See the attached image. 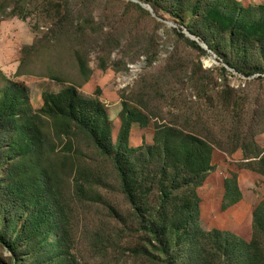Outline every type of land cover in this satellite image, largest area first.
<instances>
[{"label": "rangeland", "instance_id": "obj_1", "mask_svg": "<svg viewBox=\"0 0 264 264\" xmlns=\"http://www.w3.org/2000/svg\"><path fill=\"white\" fill-rule=\"evenodd\" d=\"M153 1L161 17L141 0H0V115L16 99L18 117L34 119L30 132L11 133L17 158L5 143L0 196L29 205L53 193L63 209L60 234L33 235V207L8 213L0 197V233L16 243L0 241V264H167L112 160L54 107L60 93L101 113L147 222L164 226L159 240L181 230L186 203L198 204L171 264H264V211L254 227L264 202V0H213L196 16L198 0ZM124 103L134 120L120 146ZM192 137L211 149L193 151ZM176 167L181 178L207 175L164 204Z\"/></svg>", "mask_w": 264, "mask_h": 264}, {"label": "trees", "instance_id": "obj_2", "mask_svg": "<svg viewBox=\"0 0 264 264\" xmlns=\"http://www.w3.org/2000/svg\"><path fill=\"white\" fill-rule=\"evenodd\" d=\"M144 3L150 5L155 13L158 16H162L160 14L161 8L153 0H141ZM213 0H198L194 3L193 6V15L196 16V14H199L201 12V8H203V11L207 10V7L211 4ZM182 24V23H181ZM191 32L194 35H197L196 31L192 28ZM189 29V30H190ZM195 44V42H194ZM209 47L214 49L213 43H209ZM228 65L232 66V63L227 60L226 61ZM222 70L227 71L225 67H222ZM52 102L54 103V107H57L60 112H64V110L67 108V111L69 110V116L68 120L69 123L72 125H75L81 132H84L89 139L94 143V147L100 151H102L108 158H110L114 164L115 169L118 171V174L120 176V179L122 181V185L124 187V191L129 198L130 203L133 206V209L135 210V213L139 217V221L141 222V225L144 226L145 230L150 233L151 237L156 239L157 241V247L160 251V254L165 259V262L167 264H171L169 257L174 253L175 255H180L183 251V245L184 242L190 238L191 232L189 231L190 227H193V223L195 222L196 218L199 216V206L198 204H194L193 202L186 203L184 205V214L187 215L186 221L184 222L183 227L180 231L177 233H174L172 235V239L169 242H163L159 240V238L162 235L158 234L157 232H161L164 230V226L159 227V223H151L147 222L144 213L142 212V205L141 203L137 201L132 189L130 178L128 175V172L126 171L124 167V162L121 159V155L117 154L113 156L112 151L114 149H119L117 145L112 144V140L110 139V136L108 135L107 129L103 128L102 126L105 124L104 121L101 120V113L97 114L95 109L90 106L88 103L81 101L79 98H77L76 95H71L70 98H67L64 94L60 93L57 97L53 96L50 97ZM50 104V101L48 100L47 105ZM124 111H123V118H122V127L120 131V140L119 145L122 146V138L124 136H127L129 133V130L133 124L134 120V111L130 110L127 103H124ZM22 106H18L16 99L9 100L6 99L4 103V110L0 115V167L4 166L6 162L3 160V154L5 148V143L10 141L9 146H7L8 153H10L14 159L17 158L19 155L18 151L21 149V143L18 139L11 136V133H13L15 130H19L22 128V130L25 132H30L32 129V126L34 125V119H31L29 116V112H27L26 116H29L27 118L23 117L20 118L19 112L21 110ZM60 113L58 112V116ZM36 116V114H35ZM25 119V121H24ZM103 119V118H102ZM105 120V119H104ZM21 122L24 123L23 126H21ZM172 125H165L162 127L163 132H170ZM195 140L196 145L194 146L193 151L200 152L204 149H211V147L208 145L209 143L207 141H204L203 139H199V137H192ZM147 149H151V146H147ZM142 148L139 147L138 149H131L130 152L135 151H141ZM25 156V155H24ZM23 156V157H24ZM183 167V166H182ZM181 167H176L174 169L173 178H172V185L169 188H164L160 190L162 194V201L164 204H169L170 202L175 199V197L178 195H186V193L191 192L192 190L201 187L207 173H202L198 177L194 178H181ZM181 180L182 183L180 186H176L175 183L177 181ZM0 183L3 184V180L0 179ZM4 200H6V203L4 205L1 204L0 199V205H2L3 210L6 212H10L12 209L16 208H25V207H33V211L30 214L31 217H33L34 221L31 223L32 229L31 233L37 234L40 232H49L54 228L56 234H60L59 231V222L57 220L58 213L62 214V207L60 203L57 201L54 194L48 195L47 193V200L46 202L31 199V204L27 205L24 202L25 196L20 194L18 196L14 197V194H4L3 196ZM53 197V201H50L49 198ZM59 210V212H58ZM259 210V211H258ZM258 213L254 216V223H255V230H261L263 225L261 223V214L264 211V202L261 204L260 208L258 209ZM48 215L51 217L48 218ZM160 220V219H159ZM162 225V223H160ZM58 236V235H57ZM60 238V237H59ZM0 241L3 242L6 246H8L10 249L15 251L16 249V243L11 242L6 238V235L3 233H0ZM50 246L52 247V244L50 243ZM50 264H59V261H55Z\"/></svg>", "mask_w": 264, "mask_h": 264}, {"label": "water", "instance_id": "obj_3", "mask_svg": "<svg viewBox=\"0 0 264 264\" xmlns=\"http://www.w3.org/2000/svg\"><path fill=\"white\" fill-rule=\"evenodd\" d=\"M144 5L147 6V4H144ZM148 7H150V9L153 10V8H152L150 5H148ZM185 33H186L190 38H193V39H195V40L198 41V39H197L193 34H191V33L189 32L188 29H185ZM202 46L205 47V48L207 47V45H203V44H202Z\"/></svg>", "mask_w": 264, "mask_h": 264}]
</instances>
